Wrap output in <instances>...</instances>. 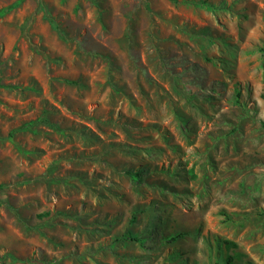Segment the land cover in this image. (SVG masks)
Segmentation results:
<instances>
[{
	"label": "rangeland",
	"instance_id": "1",
	"mask_svg": "<svg viewBox=\"0 0 264 264\" xmlns=\"http://www.w3.org/2000/svg\"><path fill=\"white\" fill-rule=\"evenodd\" d=\"M229 257L264 264V0H0V264Z\"/></svg>",
	"mask_w": 264,
	"mask_h": 264
},
{
	"label": "trees",
	"instance_id": "2",
	"mask_svg": "<svg viewBox=\"0 0 264 264\" xmlns=\"http://www.w3.org/2000/svg\"><path fill=\"white\" fill-rule=\"evenodd\" d=\"M134 239H137V238H134ZM231 261H232V257H229V258H228V261H227V263H226V264H230V263H231Z\"/></svg>",
	"mask_w": 264,
	"mask_h": 264
}]
</instances>
